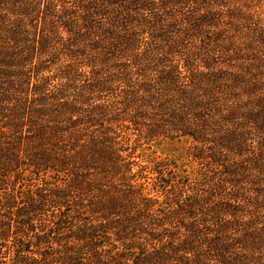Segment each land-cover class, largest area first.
<instances>
[{
    "label": "trees",
    "instance_id": "16d2710c",
    "mask_svg": "<svg viewBox=\"0 0 264 264\" xmlns=\"http://www.w3.org/2000/svg\"><path fill=\"white\" fill-rule=\"evenodd\" d=\"M114 7L0 0V264H260L264 100L137 91L130 72L158 65L132 39L117 46L113 12L97 21ZM119 86L124 100L100 98ZM177 138L194 176L143 157Z\"/></svg>",
    "mask_w": 264,
    "mask_h": 264
},
{
    "label": "rangeland",
    "instance_id": "374dc122",
    "mask_svg": "<svg viewBox=\"0 0 264 264\" xmlns=\"http://www.w3.org/2000/svg\"><path fill=\"white\" fill-rule=\"evenodd\" d=\"M143 1L152 6L151 11L136 5ZM112 12L117 46L132 39L135 53L152 55L158 65L144 76L130 72L135 80L132 87L154 85L153 100H264V0H117V7L97 21L107 26ZM95 29H91L89 45ZM94 51L88 47L90 55ZM123 62L117 59L114 65ZM165 76L169 78L166 84ZM126 91L119 86L100 98L124 100ZM140 97L144 96L138 92ZM190 147L189 138L162 139L143 157H170L180 170L194 176L196 164L187 154ZM257 256L264 264V248Z\"/></svg>",
    "mask_w": 264,
    "mask_h": 264
}]
</instances>
